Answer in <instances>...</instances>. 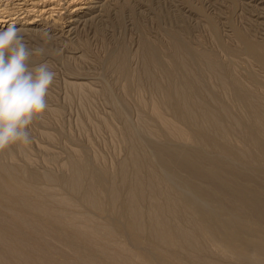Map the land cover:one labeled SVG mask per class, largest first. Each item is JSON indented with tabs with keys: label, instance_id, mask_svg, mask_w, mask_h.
Wrapping results in <instances>:
<instances>
[{
	"label": "rangeland",
	"instance_id": "374dc122",
	"mask_svg": "<svg viewBox=\"0 0 264 264\" xmlns=\"http://www.w3.org/2000/svg\"><path fill=\"white\" fill-rule=\"evenodd\" d=\"M57 2L55 0L52 5L55 14L53 11L52 16L49 14L41 18L35 17V24L21 27L29 47L42 43L43 32L51 34V42L45 45V55L33 57L32 60L33 63L47 61L56 73L47 96V109L29 126L30 144L20 145L21 148L19 145L8 148L13 155L11 160H6L7 164L11 163L18 169H26L36 175L48 173L55 178L54 181L48 182L40 177L35 182L40 191L30 196L57 209L63 207L57 206L53 197H70L74 202V209L65 207V210L70 211L68 213L94 216L97 222L116 228L115 213L122 214L124 220L128 218L124 214L128 199L127 186L118 182L120 200L113 207L108 203L106 190L110 187V180L107 179L105 185L100 188L104 195L101 199L104 212H98L83 203L82 193H72L68 188L67 180L71 172L65 166L70 159L79 157L86 160L89 164L86 177L88 185L102 173L119 179L122 164H127L128 182L131 183L135 171L129 165V159L131 160L135 149L143 162V178L147 180L150 173L160 175L162 185L156 196L154 193L151 199L141 205L146 214L152 211L151 215L147 214L146 220L144 219V244L135 246L133 237L126 232L108 235L109 242L125 244L139 255L151 247L150 252H153L154 260H149L148 264H196L193 260L196 257L236 264V260L221 258L211 251L162 247L151 237L150 225L158 216H168L172 222L175 219L174 224L180 223L179 225L187 227L190 226L191 217H197L201 221L199 211L207 203L203 210L211 211L218 220L215 224L218 241L231 249L234 255L239 254V257L244 258L251 247L264 249V223L251 215L249 210L242 209L248 197L243 201L225 195V191L224 194L219 193L223 189L222 186L216 190L215 186L178 166L169 155V150H189L198 157L225 159L232 168L236 171L238 169L237 172L242 173V176L251 178V183L245 180L248 185L255 186L250 187L251 190H264V163L261 160L250 162L245 157L237 159L224 155L213 145L203 144L196 138L191 142L186 141V144L185 141L174 137L152 112V103H159L167 96L175 98L176 91H185L190 109L198 117L197 121L206 110L220 115L229 132L226 144L233 154L242 157V154L252 151V144L246 139V132L253 109L242 99L241 93L249 91L264 105V61L260 62L245 51L238 34L260 45L264 52V0H85L81 4L83 9L77 14L75 8L68 6L70 0ZM13 3L12 0H0V5L4 6H12ZM176 42L182 52L177 53V49L174 50ZM145 44L153 46L157 51V60L149 65L146 62ZM192 49L194 52L190 51ZM200 52L211 55L214 66L210 67L199 56ZM176 54H179L181 59H178L180 56H175ZM231 77L240 82V89L234 87ZM190 81L194 83L189 88L185 84ZM73 82L84 83V88L73 86ZM162 112L187 133L197 134L196 131H200L203 136H214L216 133L212 126L198 127L197 123L186 121L184 116L169 107L163 108ZM167 147L170 149H166ZM231 160L236 162L233 164ZM206 165L208 166L207 163ZM27 181L31 183L29 179ZM222 184L220 182V185ZM51 189L48 194L47 190ZM3 194V207L16 208L22 214L36 216L57 233L73 231L72 227L50 224L49 218L34 215L28 208L25 210V207L18 205L10 195ZM167 194L175 196L176 199L179 197L177 200L180 199L181 207L178 214L160 211ZM230 197L238 199L239 204ZM240 203L244 206L240 207ZM78 221L81 222V219ZM35 234L27 231L24 237L39 244L40 238ZM95 243L105 245V242L97 239L78 238L55 242L56 249L48 248L46 251L52 255L56 253L53 256L56 260L59 259L58 261H77L76 255L81 254L91 260L87 264H116L98 252L94 247ZM106 246L110 251H117L114 244L112 246L109 243ZM120 256L124 264H132L131 260L134 261L133 264H140L138 258H129L125 253ZM123 258L126 259L125 262L122 261ZM240 262L245 264L247 261L242 259Z\"/></svg>",
	"mask_w": 264,
	"mask_h": 264
},
{
	"label": "bare ground",
	"instance_id": "6f19581e",
	"mask_svg": "<svg viewBox=\"0 0 264 264\" xmlns=\"http://www.w3.org/2000/svg\"><path fill=\"white\" fill-rule=\"evenodd\" d=\"M12 1H14L12 6H8L6 4H5L6 6L0 5V29L7 28L10 24H14L16 27L17 26L20 27L19 29L25 26H32V24H35V20H36V19L34 20L35 17L41 18L44 16H49V14L51 15V13L54 11V8L52 7V5L55 3V0H12ZM81 1L82 0H70V2H68L69 3L68 6H72L73 8H75L74 9L75 14H77V12L83 9L84 7V6L82 7L81 4L85 0H83L82 2ZM15 2H21V3H15ZM54 14H55V11H54ZM71 14H72V11H71ZM49 18H52V17H49ZM238 37H240L241 42H243L244 44L243 47L248 54L252 55L260 62L264 61V52H263V48L260 45L252 42V40L251 41L248 40L245 36H242V35L240 36V34H238ZM173 47L175 48L174 50L177 49V53L178 51L179 52L181 51L180 45L177 42L174 44ZM144 50H145L147 64L149 65L151 63H154L157 60V51L155 50V48L153 46H150L149 44H145ZM190 51L194 52L193 49ZM178 55L176 54L175 56H178ZM199 56L202 57V59H204L210 67L214 66L211 55L200 52ZM178 59H181V56ZM176 66L177 65H175V67ZM232 80H233L234 87L240 89V82H238L236 79H233V78ZM193 83H194L193 81H190V82H186L185 85L189 86L190 88V86L193 85ZM72 85L80 89L84 88V83L82 82L81 83L73 82ZM85 85L87 84L85 83ZM157 88L159 89L160 87L157 85ZM188 94H191V93H188ZM241 96H242V99L246 101L253 109L252 119L250 123L247 124V132H246V139L252 144L253 150L242 154V157L233 154L230 147L226 144L228 137H229V132L226 129V127L223 125L220 115L214 111L206 110L200 116L199 121H197L198 117L195 115L194 111L190 109V104H188V98L185 95V91L184 92L176 91L175 98H170L167 96L163 98L161 102L159 101V103H155V102L154 104L152 103L153 105L152 112L155 118L174 137H177L178 139H181L182 141L191 142V140L196 138L198 140H201L203 144L213 145L218 151H221L224 155H231L232 157L237 158V159L238 158L244 159L245 157V159H249L250 162H253V161L259 162L261 160L264 163V112H263L264 105L260 101L256 100L255 97L247 90L243 91L241 93ZM165 107L167 108L169 107L170 109L175 110L177 113H179V115L184 116L186 121L197 123L198 127L199 126L200 127L212 126L215 129V132H216L215 135L214 136H211V135L203 136L200 131H196L197 134L187 133L180 126H178L177 122L175 123L170 118L168 119L167 117L164 116L162 109L163 108L165 109ZM185 142H183L184 145H185ZM216 142H219V143H216ZM19 147L21 148L20 145ZM166 149H170V147L169 148L167 147ZM134 150L135 149H133L131 160L129 159L130 161L129 165H131L135 171L134 179L132 180L131 183L130 181L128 182V177H127L128 165L127 164H124V165L122 164L119 179H116V177L114 176H109L107 173H102L100 176H97L96 178H94L95 180L93 179V181H91L92 179L90 178L91 182H89L88 185L86 184V177L88 175L89 164L86 160H84L83 158H79V157L77 159H70L69 162L67 163V166H65L71 172V175L69 179L67 180L68 188L71 190L72 193H82L83 203L90 209H94L98 212H104L103 200H101L104 195H102V193L100 192V188L105 185L106 183L105 181H107V179L110 180L109 182L110 187H108V189L106 190L108 194V203L111 204L113 207L114 205L116 206V204H118V201L120 200L121 192H120L118 182L122 186H127L128 190H127L126 196L128 197V199L126 202L124 214L127 215L128 218L124 220L123 219L124 216L122 214L115 213L116 228L109 226L107 224L97 222L94 219L95 218L94 216L93 217L90 215L77 216V215H72L68 213L70 211H67L64 208L65 207L71 208L74 205V202L70 197H67V196L53 197L54 198L53 200L55 201L57 206L59 205L63 207L60 209L53 208L40 201L34 200L33 197H31L30 195L37 194V192L40 191V189H38V187L35 185V182H37V180L40 177L43 178V180L45 179L48 182L54 181L55 178L51 174H48V173H44L43 175H36L34 173L27 171L26 169H20V168L18 169L16 166L11 165V163L7 164L6 162L8 161L6 160L8 159L11 160L13 154L8 149L4 151H0V264H87V263H90L91 260L81 254L76 255L77 261H72V260L71 261H58L59 259L56 260V258L53 256L56 254L55 252H54L55 254L52 255L51 253L46 251L48 248L56 249L55 242H58V241L60 242L61 240H67V241H70L72 239L77 240L78 238H83L87 240L97 239L101 242H105L104 243L105 245H102L101 243H95L94 245L96 246L94 247L98 252H100L103 256H105L108 260L116 264H124L120 260L121 253H125V255L127 254V256L132 259H134L133 257H135L136 259L137 258L140 259V264H148L147 262L149 260L151 259L154 260L152 256L153 252L152 253L150 252L151 247L149 248L148 251L143 252L142 255H139L135 253L134 251H132V249L125 244L117 243V242L111 243L107 240L108 235L114 236L118 234V232H123V233L126 232L127 234L131 235V237H133L132 242L135 246L143 245L145 242V239L143 237V234L145 231L144 230L145 228L144 221L146 220L145 216H147V214L151 215L152 211L150 209L151 212H147L146 214V210H143L141 205L145 203L144 201H146L147 199L149 198L151 199L154 193L156 196V192L161 188V185H162V177L160 175L158 176L157 174L150 173L149 178L145 180L143 176L141 175L142 174L141 171L143 168V164H142L143 162H141V160L139 159L138 151L137 150L134 151ZM169 152H170L169 155H171L172 158L177 162L178 166L180 165L184 170L188 172L190 171V173H192L193 176L204 180L206 183L210 184L213 187L215 186L216 190L217 188L221 189V186H222L224 190L222 189L221 190L222 192H221L219 191L220 190L219 189L218 190L219 193L222 194L225 191V195L227 196L229 195V196L241 199L243 201L248 199V201H246L245 206L244 204H241L244 202L243 201L241 202L240 200L241 202L240 207L243 205L244 208L242 207V209H245L247 211L249 210L251 215L255 216L261 223H264V194H263L264 190L257 188V187H256L257 189L253 188L254 190H251L250 187H255V186H253L252 184L248 185V183H246L245 181V180H248L247 182L251 183L250 177L242 176V173L237 172L238 169L236 171L235 168H232L230 163L226 162V160L222 158H218V157L211 158V157H201V156L198 157L197 155H195V153L189 150L181 152V150L171 149L169 150ZM215 156H218V155H215ZM227 160H229V158ZM233 162H236V161H233ZM206 163L208 164V166L206 165ZM239 165L242 166L241 164ZM258 167H259V164H258ZM260 169H263V168H259V170ZM166 175L168 176V174ZM23 177H27V179H29L31 183L28 182L26 178L25 180ZM243 180L246 185L244 184ZM220 182L223 184L220 185ZM256 183L258 184V182ZM216 184H219L220 186L219 185L216 186ZM42 191H44V189ZM49 191H52V189L47 190L48 194H49ZM3 193H7L8 195H10L12 198H14V200L16 201L18 205L25 207V210L28 208L30 211L34 213V215L37 214V215H41V216L49 218L50 224H54V225L60 224L68 228L72 227L71 229L73 231L72 232L65 231V232L57 233L52 229V227H49L48 225L47 226L44 225L43 220L41 222L40 221L41 219L39 218L40 219L39 220L36 216H28L27 214L26 215L22 214L16 208L3 207L4 205L1 204L4 198L2 196ZM177 199L175 196L171 194H167L166 201L164 200L165 202H163L164 204L161 206L162 208L160 209V211H162L163 213L168 211L173 214H178L179 209H180L179 207H181L180 206L181 201L180 199L179 200ZM238 199H235L236 202L237 201L239 202ZM50 200H52V198ZM55 203L53 202V204ZM153 203L154 201H152V204ZM156 203L158 204V202ZM206 204L207 203H205V206ZM205 206H203L202 210L199 211V214L201 215V221L197 217H193V218L191 217V219L189 218L190 226H187V227L179 225L180 223L178 222H177L178 225L174 224L175 219L172 222L170 219L167 218L168 216L167 217L163 215L158 216L152 222L153 224L151 225L153 226L150 225V227H152L150 228L151 230L149 229L151 237L155 240V242L158 243L157 245L162 246V247H167V248H172V249H177V250H195L199 252L211 251L213 252V254H216L221 258H224V259L226 257H228L229 259L232 258L234 259V261L236 260L237 263H239L240 260L243 259L247 261L246 263L243 262L245 264H264V251H259V250H264L262 248L251 247V250L248 252V255H246L244 258H241L239 257V254H237L238 256L234 255L235 253L233 254L231 252V249L224 246V243L222 245L221 244L222 242H219L218 238L216 237V234H217L216 227L217 226L215 224L218 221L217 217L211 211L203 210ZM153 208L155 207L153 206ZM10 215H12V218H10ZM79 219H81L82 223L78 221ZM27 231L30 232L31 234L36 233L40 238V243L39 244L38 243L36 244L34 242L32 243L28 239H26L24 237L26 235L24 234ZM242 235L243 233H241V236ZM109 243L110 245L112 244V246L114 244L118 252L115 250L110 251L108 246H106ZM68 253L70 254V251ZM208 259H204V258L198 259V257H196L193 260L194 262L196 261V264H228V263H222L219 261L214 262V261H210V258ZM229 259L228 261H230ZM124 260L126 261L125 258L122 259V261ZM131 262L134 263L133 260H131ZM135 262H137V260ZM241 263L242 262H240V264ZM160 264H163V263L160 262ZM229 264H233V263L231 262Z\"/></svg>",
	"mask_w": 264,
	"mask_h": 264
},
{
	"label": "clouds",
	"instance_id": "9594fccd",
	"mask_svg": "<svg viewBox=\"0 0 264 264\" xmlns=\"http://www.w3.org/2000/svg\"><path fill=\"white\" fill-rule=\"evenodd\" d=\"M51 40L45 31L42 43L29 47L14 24L0 29V151L30 144L29 126L48 107L56 73L47 61L33 63L32 58L43 57Z\"/></svg>",
	"mask_w": 264,
	"mask_h": 264
}]
</instances>
